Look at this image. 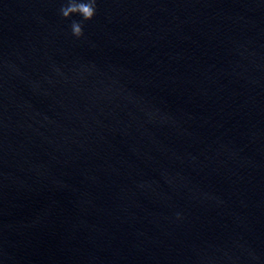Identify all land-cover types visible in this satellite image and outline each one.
I'll return each mask as SVG.
<instances>
[{"label": "water", "instance_id": "water-1", "mask_svg": "<svg viewBox=\"0 0 264 264\" xmlns=\"http://www.w3.org/2000/svg\"><path fill=\"white\" fill-rule=\"evenodd\" d=\"M63 2L0 0V264H264V0Z\"/></svg>", "mask_w": 264, "mask_h": 264}, {"label": "clouds", "instance_id": "clouds-1", "mask_svg": "<svg viewBox=\"0 0 264 264\" xmlns=\"http://www.w3.org/2000/svg\"><path fill=\"white\" fill-rule=\"evenodd\" d=\"M97 0H64L59 9L64 18H69L72 14H78L82 20H73L70 24L71 33L79 38L83 35L82 22L93 18L96 13ZM179 217V214H177Z\"/></svg>", "mask_w": 264, "mask_h": 264}]
</instances>
